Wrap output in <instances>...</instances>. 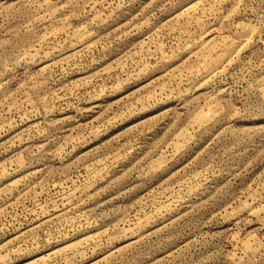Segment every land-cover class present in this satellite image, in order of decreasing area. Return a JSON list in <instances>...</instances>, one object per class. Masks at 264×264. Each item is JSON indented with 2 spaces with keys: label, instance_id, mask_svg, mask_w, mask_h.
<instances>
[{
  "label": "rangeland",
  "instance_id": "1",
  "mask_svg": "<svg viewBox=\"0 0 264 264\" xmlns=\"http://www.w3.org/2000/svg\"><path fill=\"white\" fill-rule=\"evenodd\" d=\"M0 264H264V0H0Z\"/></svg>",
  "mask_w": 264,
  "mask_h": 264
}]
</instances>
